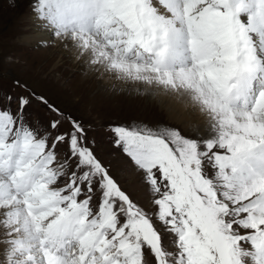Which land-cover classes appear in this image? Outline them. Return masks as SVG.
Instances as JSON below:
<instances>
[{
    "label": "snow or ice",
    "instance_id": "snow-or-ice-1",
    "mask_svg": "<svg viewBox=\"0 0 264 264\" xmlns=\"http://www.w3.org/2000/svg\"><path fill=\"white\" fill-rule=\"evenodd\" d=\"M33 11L97 72L207 120L110 129L143 174L146 210L89 126L15 81L28 95L0 102V264H264V0H34ZM34 100L46 124L30 118Z\"/></svg>",
    "mask_w": 264,
    "mask_h": 264
},
{
    "label": "rangeland",
    "instance_id": "rangeland-1",
    "mask_svg": "<svg viewBox=\"0 0 264 264\" xmlns=\"http://www.w3.org/2000/svg\"><path fill=\"white\" fill-rule=\"evenodd\" d=\"M33 7L34 0H0V102L5 95H28V91L16 85L18 80L29 91L89 126L96 155L131 198L148 210L149 194L143 174L114 145L110 129L133 124L181 130L183 126L170 119L155 97L144 92V87L152 89L116 80L112 75L109 82L105 81L101 71L97 72L87 58L78 57L76 50L65 47L62 41L57 45L52 38L46 46L41 41H28L42 30ZM27 111L33 121L46 124L52 118L48 109L35 100ZM164 242L169 243L167 236Z\"/></svg>",
    "mask_w": 264,
    "mask_h": 264
},
{
    "label": "bare ground",
    "instance_id": "bare-ground-1",
    "mask_svg": "<svg viewBox=\"0 0 264 264\" xmlns=\"http://www.w3.org/2000/svg\"><path fill=\"white\" fill-rule=\"evenodd\" d=\"M49 40H52L50 33L45 32L44 30H39L35 32L34 35H31L28 41H30L31 43H35V42L49 41ZM55 41L57 45L62 43L60 39H55ZM90 72H92L91 69H90ZM100 73L102 74L103 79L109 82L108 77L111 74L104 73L103 71H101ZM143 86H146L148 88L147 85H143ZM144 90H145L144 92H146L147 94L153 91V90L148 91L145 87H144ZM150 96L155 97V99L159 101L160 105L163 106L167 110V113L170 119L173 120L174 122L179 123L181 126H183V128H186L193 121H197L203 124L207 120L206 116H204L198 110H193L190 105H187L185 103H178L176 99H171V98L169 99L168 96H165V95H159V96L150 95ZM170 108L172 109L171 112H169Z\"/></svg>",
    "mask_w": 264,
    "mask_h": 264
}]
</instances>
